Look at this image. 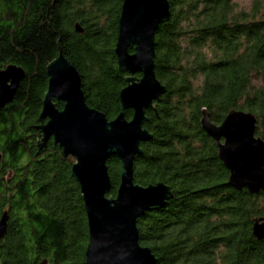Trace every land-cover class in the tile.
<instances>
[{
	"label": "trees",
	"instance_id": "trees-1",
	"mask_svg": "<svg viewBox=\"0 0 264 264\" xmlns=\"http://www.w3.org/2000/svg\"><path fill=\"white\" fill-rule=\"evenodd\" d=\"M124 0H0V67L26 78L0 112V264H85L89 227L76 159L51 139L40 148L48 65L63 51L82 77L87 103L118 116L127 72L115 52ZM171 17L156 32L155 71L167 92L147 110L153 138L141 144L135 182H165L174 197L138 219L142 245L156 264H264V191L239 190L219 146L203 129L206 110L220 124L233 109L251 111L264 139V0H169ZM81 27V31L77 30ZM134 52V47H131ZM137 76H141L140 73ZM58 107H64L58 102ZM132 119L133 110L125 111ZM112 189L122 163L108 160Z\"/></svg>",
	"mask_w": 264,
	"mask_h": 264
},
{
	"label": "water",
	"instance_id": "water-1",
	"mask_svg": "<svg viewBox=\"0 0 264 264\" xmlns=\"http://www.w3.org/2000/svg\"><path fill=\"white\" fill-rule=\"evenodd\" d=\"M170 7L169 0L123 1L115 52L119 69L128 77L120 92V112L114 119L87 103L81 74L63 51L47 67L49 84L40 115L42 138L38 145L46 147L53 139L65 156L76 159L72 176L80 185L89 227L85 264L157 263L151 247L141 244L138 219L153 207L166 206L174 190L162 181L136 183L134 164L143 153L141 144L153 138L145 127L147 110L157 111L156 102L167 92L155 71V36L159 26L170 20ZM25 78L21 66L0 67V112L14 101ZM58 102L64 103L62 109ZM127 109L133 110L132 119L126 117ZM201 124L218 143L219 156L230 171L228 183L251 193L264 191V139L256 135L255 114L233 109L218 124L205 110ZM113 157L122 163L116 196L109 195L112 182L108 160ZM8 222L9 212L5 210L0 219V240L8 233ZM253 232L264 239V216L255 222Z\"/></svg>",
	"mask_w": 264,
	"mask_h": 264
},
{
	"label": "rangeland",
	"instance_id": "rangeland-1",
	"mask_svg": "<svg viewBox=\"0 0 264 264\" xmlns=\"http://www.w3.org/2000/svg\"><path fill=\"white\" fill-rule=\"evenodd\" d=\"M241 8H248L251 0H236Z\"/></svg>",
	"mask_w": 264,
	"mask_h": 264
}]
</instances>
